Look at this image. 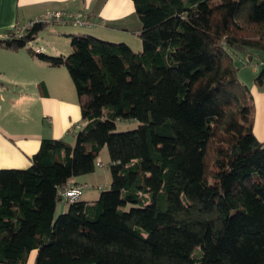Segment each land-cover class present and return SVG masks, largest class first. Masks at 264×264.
<instances>
[{
	"label": "trees",
	"instance_id": "obj_1",
	"mask_svg": "<svg viewBox=\"0 0 264 264\" xmlns=\"http://www.w3.org/2000/svg\"><path fill=\"white\" fill-rule=\"evenodd\" d=\"M132 1L139 51L72 33L67 55L36 53L44 22L0 39L65 65L85 122L73 142L42 138L28 167L0 169V263L35 250L34 264H264V142L238 76L264 52V0ZM104 146L109 188L56 215Z\"/></svg>",
	"mask_w": 264,
	"mask_h": 264
},
{
	"label": "crops",
	"instance_id": "obj_2",
	"mask_svg": "<svg viewBox=\"0 0 264 264\" xmlns=\"http://www.w3.org/2000/svg\"><path fill=\"white\" fill-rule=\"evenodd\" d=\"M55 11L79 13L88 21L84 25L62 20L54 22L64 27L56 35L64 42L67 40L66 44L71 32L79 33L84 28H103L112 24L120 33L136 30L137 14L132 0H0V38L16 26ZM116 35L112 34L109 40H119ZM124 42L134 50L142 48L138 40ZM33 46L41 47V53L48 55H67L71 51V47L68 51L67 47L58 45L50 49L36 43ZM258 58L260 63L257 66L250 64L253 67L243 77L250 75L252 82L249 85L244 82L254 102L252 132L264 142V84L258 86L254 82V76L264 67V52H260ZM58 69L32 55L26 47L12 50L0 46V169L28 167L30 157L39 148L42 138H63L73 142V133L80 129L78 123L82 124L80 108L76 95L74 99L56 92L55 72ZM243 71L244 68L240 67L238 75ZM28 85L32 86V91ZM9 86L14 88L12 92H9ZM70 181L78 183L75 178Z\"/></svg>",
	"mask_w": 264,
	"mask_h": 264
},
{
	"label": "rangeland",
	"instance_id": "obj_3",
	"mask_svg": "<svg viewBox=\"0 0 264 264\" xmlns=\"http://www.w3.org/2000/svg\"><path fill=\"white\" fill-rule=\"evenodd\" d=\"M137 16V15H136ZM71 23H74L73 21H70ZM64 27L62 26H58L55 25L54 23L51 24H47L45 26H43L42 29H40L37 33V35H39V38L33 39L31 42H29V45H33V44H37V45H43L44 48L46 49H50L52 48V46L58 45L60 47H67L68 51H70V38L68 36V44H66V41L64 42V40L60 39L56 34V32L60 29H63ZM116 25H107L104 26L103 28L100 27H96L95 29H89V28H84L85 30H80L81 34H89V35H93L99 39H104V40H108L111 42H130V43H134V40H138L141 43V39L139 38L138 34H139V30L141 29L140 26V21L138 16L135 19V26L134 28L136 30H133L132 33H120L121 31H117L116 30ZM76 34L77 32H71V34ZM112 34H117L116 37H119L116 41L113 40H109V37L112 36ZM101 35H103L104 37H108V39L104 38V37H100ZM39 39V40H38ZM111 39V38H110ZM47 41V42H46ZM126 43V42H124ZM128 44V43H126ZM130 47H132L130 44H128ZM142 45V43H141ZM134 50V49H133ZM137 51V50H134ZM69 53V52H68ZM258 54H260V52L252 54V56H249L248 59L250 60L251 65H255L257 66L260 63V59L258 58ZM245 61H248L247 59H245ZM240 63V62H239ZM237 64V61H236ZM249 65H243L242 67L244 68V71L242 74L238 75L240 80L246 84H251L252 82H250V75H248L247 77H243L246 73H248V70H251V68L253 66ZM260 66V65H259ZM59 68L57 72H55V77H56V84H55V90L57 93H63V95H66L67 97H72L75 99V95H76V91H75V87L71 81V78L68 74L67 68L65 65H62ZM255 77V76H254ZM27 88L32 91V86L28 85ZM12 90H14V88H12L11 86H9V92H12ZM82 124L84 123L81 120ZM79 127H83L81 123H78ZM138 125V121L135 119H130V120H126V121H119L117 123L116 126V130L117 131H126V130H130V129H134L136 128ZM71 139V138H70ZM72 141V140H71ZM109 153L108 150L106 148V146H104L102 148V151L100 153V156L98 158V162H101V164H96V169L93 173H89V174H84V175H80V176H76L74 177L78 183L80 185H82V195L79 198V201H92L97 199L99 193L105 189L109 188V184H110V180H111V174H110V169H109ZM69 202L65 199L62 198L61 200L58 201L57 204V208H56V215L57 214H61L63 212H65L68 208ZM35 256H36V251H32L31 255L29 256V258L27 259V261L23 264H34V260H35Z\"/></svg>",
	"mask_w": 264,
	"mask_h": 264
},
{
	"label": "built area",
	"instance_id": "obj_4",
	"mask_svg": "<svg viewBox=\"0 0 264 264\" xmlns=\"http://www.w3.org/2000/svg\"><path fill=\"white\" fill-rule=\"evenodd\" d=\"M66 21L70 22L73 21L74 23H77L79 25L87 24L88 21L84 18L82 14L79 13H68L63 14L62 12L55 11V12H49L45 14V16L33 19L30 21H27L25 24L16 26L15 28L11 29L15 36L21 37L27 34L28 30L31 29L36 23L44 22L46 24H51L56 21ZM11 33L7 32L3 36H1L0 39L7 38L10 36ZM32 49L34 52L38 53L41 52V47H34L33 45ZM82 185L76 184L72 181H69L64 190L61 192L62 196L70 202L78 200L82 195Z\"/></svg>",
	"mask_w": 264,
	"mask_h": 264
}]
</instances>
